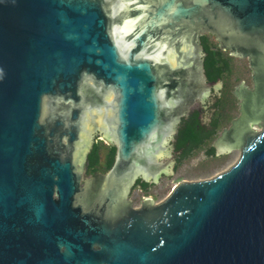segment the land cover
Instances as JSON below:
<instances>
[{"label": "water", "instance_id": "water-1", "mask_svg": "<svg viewBox=\"0 0 264 264\" xmlns=\"http://www.w3.org/2000/svg\"><path fill=\"white\" fill-rule=\"evenodd\" d=\"M207 34L252 70L213 144L241 156L136 209L220 94ZM97 137L116 156L94 191ZM0 264H264V0H0Z\"/></svg>", "mask_w": 264, "mask_h": 264}, {"label": "trees", "instance_id": "trees-1", "mask_svg": "<svg viewBox=\"0 0 264 264\" xmlns=\"http://www.w3.org/2000/svg\"><path fill=\"white\" fill-rule=\"evenodd\" d=\"M202 44L207 54L205 59L206 74L209 81L218 82L220 79L224 80L225 87L223 90L222 98L217 102L218 113L214 120L213 130L210 134L204 133L197 129L199 124L198 113H195L194 117L190 120L184 119L178 129V133L175 137V150L181 151L179 163L177 169L181 167L184 162H190L202 152H204L208 158L207 161L200 164V169L207 170L211 165L215 163H223L226 161V156L219 157L217 151L213 148V143L217 140V136L220 130L227 128L230 123L224 125L221 122L219 111L222 109V102L224 99L232 98L235 101V108L238 111V99L234 96V90L242 82L241 80H234V70L236 69L235 58L229 56V52H223L220 49L219 42L216 38L210 34L205 35L202 38ZM245 66H241L240 70L244 73H248L247 82L252 85V70L248 60H244ZM222 124L224 126H222ZM116 155V149L113 146L105 144L103 141L95 143L92 152L88 160V176H93L97 172L107 173L114 164ZM137 186L148 187V184L138 181Z\"/></svg>", "mask_w": 264, "mask_h": 264}, {"label": "rangeland", "instance_id": "rangeland-1", "mask_svg": "<svg viewBox=\"0 0 264 264\" xmlns=\"http://www.w3.org/2000/svg\"><path fill=\"white\" fill-rule=\"evenodd\" d=\"M243 61L244 60H241V59L236 60L235 67L236 65L237 67L234 70V76H233L235 77L234 80L238 79V80H241L242 82L244 81L246 85H248L249 87H252V85H250L247 82V78H248L247 76H249V74L245 72L243 73L240 70V68H242L241 66H245V62ZM251 78H252V75H251ZM214 95L219 96V93H216ZM213 96L209 101V105H211L210 107H212V103L216 100V97H213ZM234 101L235 100L232 98H227V99H224L222 102V109L219 111V115H220L221 122L224 125H227L228 123H230L229 126H231L233 121H235L240 116L239 104H238V111H237L235 108V104L233 103ZM223 124L222 126H224ZM254 128L257 130H261L260 126H254ZM224 129L226 128L224 127ZM221 133H222V130L219 131L217 137H219ZM222 156L227 157L226 161H224L221 164L215 163L214 165H211L207 170H203V169L201 170L199 168L201 163H204L205 161L208 160L204 152H202L199 156H197L190 162H184L179 168V171L177 173L174 172L172 176L166 177V179H164L163 181L160 180L161 181L160 186H163L165 189L167 188L168 190L165 194L157 198V204H160L166 201V199H168L169 196L172 194L173 189H175V187H177L179 184L183 182H198V181L209 180V179H213L217 177L218 175L226 172L228 169H230L233 165L237 163V161L239 160L241 156V151L234 150ZM145 197L146 195L142 191H140V189H137L136 191L132 192V194L130 195V201L132 202L135 208H140L141 202L143 201V199H146Z\"/></svg>", "mask_w": 264, "mask_h": 264}, {"label": "flooded vegetation", "instance_id": "flooded-vegetation-1", "mask_svg": "<svg viewBox=\"0 0 264 264\" xmlns=\"http://www.w3.org/2000/svg\"><path fill=\"white\" fill-rule=\"evenodd\" d=\"M203 38V37H202ZM217 40V39H216ZM203 45V44H202ZM220 46V44H219ZM204 47V46H203ZM204 52H205V49H204ZM223 52H229V56H231V52L230 51H223ZM206 54V53H205ZM207 56V54H206ZM232 57V56H231ZM233 58V57H232ZM206 59V57H205ZM237 59V58H235ZM206 69V68H205ZM207 75V74H206ZM209 83H215V82H212V81H209ZM222 83V89L220 91V94L219 96H216L214 95L213 97H216V100L212 103V107H210L211 105H209V103L207 104L206 107H203V106H196L191 114L189 115L188 118H186V120H190L192 117H194L195 113H198V121H199V124L197 125V129L200 130V131H203L204 133H207V134H210L213 130V126H214V120L216 118V114L218 113V108L216 106L217 102L222 98V95H223V90H224V87H225V82L224 80L220 79V81ZM185 119V118H184ZM183 119V120H184ZM182 120V121H183ZM182 123V122H181ZM181 125V124H180ZM230 127V126H228ZM223 131V129H222ZM176 137V136H175ZM218 138V137H217ZM99 141H103L105 144L109 145V146H112L109 142L105 141L103 138L101 137H97L95 142H94V145L95 143H98ZM216 141V140H215ZM175 138H174V141L172 142L171 144V148L170 150L173 152V155L176 157V166H175V172L177 173L179 171V169H177V166H178V163H179V158L181 156V151H177L175 150ZM214 144V143H213ZM93 145V147H94ZM92 147V149H93ZM92 152V151H91ZM116 156V155H115ZM89 160V159H88ZM106 173H102V172H97L96 174H94L93 176H88V163H87V172H86V178L87 177H91L92 180H93V187H94V191H97L101 182H102V175H104ZM164 179H166V177H163L161 178V181H163ZM161 181L158 185H149L148 184V187L147 188H144L143 186H135L134 191H136L137 189H140V191H142L145 195H146V199L148 198H151L153 199L155 202H156V205L157 204V198L160 197L161 195L165 194L167 192V188L165 189L163 186H160L161 185ZM142 183H145L142 181ZM176 188V187H175ZM174 191V189H173ZM145 199H143V201L141 202V207H142V204L144 202ZM167 200V199H166ZM163 203V202H162ZM140 207V208H141ZM136 209H139V208H136Z\"/></svg>", "mask_w": 264, "mask_h": 264}]
</instances>
